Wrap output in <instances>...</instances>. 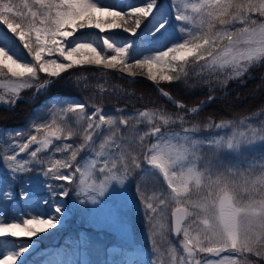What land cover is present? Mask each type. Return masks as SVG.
I'll return each mask as SVG.
<instances>
[{
    "label": "rangeland",
    "instance_id": "obj_1",
    "mask_svg": "<svg viewBox=\"0 0 264 264\" xmlns=\"http://www.w3.org/2000/svg\"><path fill=\"white\" fill-rule=\"evenodd\" d=\"M263 59L264 0H0V107L31 105L0 126V264H264V110L199 126L86 99ZM75 70L86 98L47 92Z\"/></svg>",
    "mask_w": 264,
    "mask_h": 264
},
{
    "label": "trees",
    "instance_id": "obj_2",
    "mask_svg": "<svg viewBox=\"0 0 264 264\" xmlns=\"http://www.w3.org/2000/svg\"><path fill=\"white\" fill-rule=\"evenodd\" d=\"M79 71H71V77L69 76L70 72L63 74L61 78L65 81H54L53 84L47 85V92L59 95H78L86 98L90 94L85 90V86L88 85L87 79L79 82L72 81V77L76 76ZM112 80L117 83V86H122L123 91L120 95L110 93L94 98L88 96L86 99L107 108L126 106L129 109L150 107L161 110V107H168L171 113L174 110L185 112L167 102L155 85L150 82L140 79L129 82L125 78H118L116 74ZM160 85L187 107L199 103L209 95H216L198 113L185 116L186 121L192 120L193 124L197 123L199 126L203 125L207 118L235 121L264 110V59L250 69L248 76H244L238 81L230 80L222 88H211L198 77L191 75L190 72L181 73L175 81ZM112 87L116 89V86ZM30 108L31 105L25 101H16L7 108L0 107V126H22ZM94 234L88 232V242L92 243L95 239V242L100 245V240Z\"/></svg>",
    "mask_w": 264,
    "mask_h": 264
},
{
    "label": "water",
    "instance_id": "obj_3",
    "mask_svg": "<svg viewBox=\"0 0 264 264\" xmlns=\"http://www.w3.org/2000/svg\"><path fill=\"white\" fill-rule=\"evenodd\" d=\"M212 97L207 98V100L204 102V104H202L199 107H196L195 109H188L189 113H194L196 111H198L199 109H201ZM168 99L170 100L171 104L184 109L185 106L182 105L181 103L171 99L168 97ZM185 219V209L183 207H177L174 208L171 213H170V227H171V232L173 235H178L181 231L182 228V224L184 222ZM186 254L194 256L195 255V251L193 249H187L185 251Z\"/></svg>",
    "mask_w": 264,
    "mask_h": 264
},
{
    "label": "bare ground",
    "instance_id": "obj_4",
    "mask_svg": "<svg viewBox=\"0 0 264 264\" xmlns=\"http://www.w3.org/2000/svg\"><path fill=\"white\" fill-rule=\"evenodd\" d=\"M10 255H15V254H10ZM13 258H14V260H15V256H14V257H12V256H9V257H8L9 260H11V259H13Z\"/></svg>",
    "mask_w": 264,
    "mask_h": 264
}]
</instances>
